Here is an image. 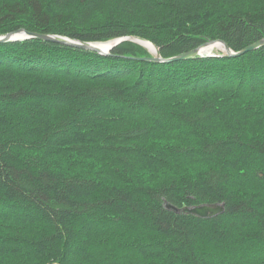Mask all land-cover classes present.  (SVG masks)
I'll return each instance as SVG.
<instances>
[{
  "label": "trees",
  "instance_id": "trees-1",
  "mask_svg": "<svg viewBox=\"0 0 264 264\" xmlns=\"http://www.w3.org/2000/svg\"><path fill=\"white\" fill-rule=\"evenodd\" d=\"M20 28L238 51L264 0H0V34ZM151 55L0 43V264H264V46Z\"/></svg>",
  "mask_w": 264,
  "mask_h": 264
},
{
  "label": "water",
  "instance_id": "water-1",
  "mask_svg": "<svg viewBox=\"0 0 264 264\" xmlns=\"http://www.w3.org/2000/svg\"><path fill=\"white\" fill-rule=\"evenodd\" d=\"M27 38H38L50 42H55L59 44L74 46V47H81L89 50L96 51L100 54L107 55L110 54L111 50L115 48L120 43L131 40L134 42H138L136 38H141L144 40H147L143 37L136 36V35H126V36H120L114 39L106 40V41H83L77 38H73L67 35L63 34H57V33H40L37 31H30L26 28H20L18 30L10 31L7 33L0 34V43L2 42H8V41H14V40H20V39H27ZM149 41V40H147ZM151 42V41H150ZM214 42H220L224 44V48L221 49V52H212L208 51V46ZM153 43V42H151ZM153 45L156 47V50H149L152 55L149 57H143L147 60H153V61H161V62H171L174 60L179 59H187L196 55H210V56H218V55H226V56H237L244 54L248 51H252L255 49H258L261 46H264V38L253 42L252 44L244 47L241 50H234L232 49L225 40L223 39H213L209 40L200 46L191 49L186 52H182L180 54L174 55L172 57H163L160 48L153 43ZM167 208L174 210L177 213H189L201 218H208L213 217L218 214H221L225 211V204L224 203H204L199 204L195 206H184V207H178L176 205H173L171 203L166 204Z\"/></svg>",
  "mask_w": 264,
  "mask_h": 264
},
{
  "label": "bare ground",
  "instance_id": "bare-ground-1",
  "mask_svg": "<svg viewBox=\"0 0 264 264\" xmlns=\"http://www.w3.org/2000/svg\"><path fill=\"white\" fill-rule=\"evenodd\" d=\"M136 40H138V43L145 45L149 50H156V47L150 41H147L141 38H136ZM210 45H216L220 49L224 48V44L220 42H214Z\"/></svg>",
  "mask_w": 264,
  "mask_h": 264
},
{
  "label": "rangeland",
  "instance_id": "rangeland-1",
  "mask_svg": "<svg viewBox=\"0 0 264 264\" xmlns=\"http://www.w3.org/2000/svg\"><path fill=\"white\" fill-rule=\"evenodd\" d=\"M143 45V44H142ZM145 46V45H143ZM146 47V46H145ZM147 48V47H146ZM149 50V49H148ZM208 51H212V52H221L222 50L220 48H218L216 45H209L208 46Z\"/></svg>",
  "mask_w": 264,
  "mask_h": 264
}]
</instances>
